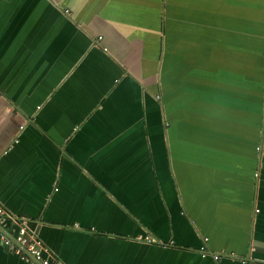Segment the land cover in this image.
<instances>
[{
    "label": "crops",
    "instance_id": "1",
    "mask_svg": "<svg viewBox=\"0 0 264 264\" xmlns=\"http://www.w3.org/2000/svg\"><path fill=\"white\" fill-rule=\"evenodd\" d=\"M263 149L264 0H0V203L64 264H264Z\"/></svg>",
    "mask_w": 264,
    "mask_h": 264
},
{
    "label": "built area",
    "instance_id": "2",
    "mask_svg": "<svg viewBox=\"0 0 264 264\" xmlns=\"http://www.w3.org/2000/svg\"><path fill=\"white\" fill-rule=\"evenodd\" d=\"M11 225L18 226L16 233L13 234L15 240L0 231V241L9 251L18 255L25 264H64L51 253L45 243L33 231H30L26 221L15 217L0 203V226L9 231ZM147 239L153 241V239ZM207 242L208 239H205V245L201 247L203 256H206ZM221 256V254H214L213 258L218 261Z\"/></svg>",
    "mask_w": 264,
    "mask_h": 264
},
{
    "label": "water",
    "instance_id": "3",
    "mask_svg": "<svg viewBox=\"0 0 264 264\" xmlns=\"http://www.w3.org/2000/svg\"><path fill=\"white\" fill-rule=\"evenodd\" d=\"M0 231H1L2 233H4V234L8 235L11 239H14V240H15L13 234L10 233V232L7 230V228H4V227L0 226ZM5 248H6V247H5ZM24 250H25V249H24ZM227 256H228V255H227ZM235 259H241V258H239V257H235ZM244 260H247V259H244Z\"/></svg>",
    "mask_w": 264,
    "mask_h": 264
}]
</instances>
